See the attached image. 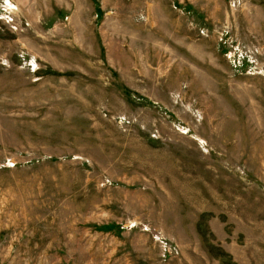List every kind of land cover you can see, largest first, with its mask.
<instances>
[{
	"label": "rangeland",
	"instance_id": "rangeland-1",
	"mask_svg": "<svg viewBox=\"0 0 264 264\" xmlns=\"http://www.w3.org/2000/svg\"><path fill=\"white\" fill-rule=\"evenodd\" d=\"M0 264H264V0H0Z\"/></svg>",
	"mask_w": 264,
	"mask_h": 264
}]
</instances>
